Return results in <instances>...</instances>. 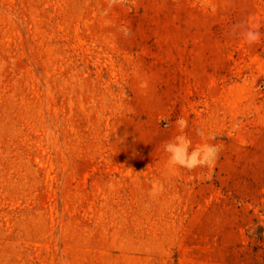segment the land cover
<instances>
[{
    "label": "rangeland",
    "instance_id": "374dc122",
    "mask_svg": "<svg viewBox=\"0 0 264 264\" xmlns=\"http://www.w3.org/2000/svg\"><path fill=\"white\" fill-rule=\"evenodd\" d=\"M0 264H264V0H0Z\"/></svg>",
    "mask_w": 264,
    "mask_h": 264
},
{
    "label": "clouds",
    "instance_id": "9594fccd",
    "mask_svg": "<svg viewBox=\"0 0 264 264\" xmlns=\"http://www.w3.org/2000/svg\"><path fill=\"white\" fill-rule=\"evenodd\" d=\"M125 35L128 34L127 29H123ZM246 43L254 44L260 39V32L253 29L246 30L243 34ZM175 125L180 134L174 136L166 142L163 150L168 155V163L177 168L193 170L196 168L212 166L219 155V147L216 143H209L208 140H214L215 137H205L203 133H199L202 137V143L194 147L192 141L184 135V130L188 127V121L179 118L175 121Z\"/></svg>",
    "mask_w": 264,
    "mask_h": 264
}]
</instances>
